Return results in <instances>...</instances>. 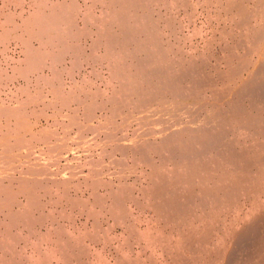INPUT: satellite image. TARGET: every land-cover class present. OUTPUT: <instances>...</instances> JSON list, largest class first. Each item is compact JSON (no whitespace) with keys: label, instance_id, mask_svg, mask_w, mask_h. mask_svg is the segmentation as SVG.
Here are the masks:
<instances>
[{"label":"bare ground","instance_id":"6f19581e","mask_svg":"<svg viewBox=\"0 0 264 264\" xmlns=\"http://www.w3.org/2000/svg\"><path fill=\"white\" fill-rule=\"evenodd\" d=\"M20 1L1 0L0 6V54L5 56L8 44L16 40L23 55L11 75L22 73L26 78L43 65L52 68L67 53L74 54V62L79 64V42L73 43L74 38H89V59L96 61L91 51L103 46L101 59L108 61L111 75L120 80L108 96L112 108L128 102L138 111H153L144 117L158 113L156 119L163 123L156 141L132 146V154H142L137 161H144L149 151H160L171 164L167 172L149 171V182L141 190L143 200L130 198L126 189L110 195L106 206L107 202L94 194L95 205L85 210L94 218L98 206L106 209L119 224L127 226L125 229L139 233V239L153 247L154 254L147 259L141 255L130 259V255L123 261L116 259L114 264H264V0H215L229 14L232 37L214 54V64L208 59L211 53L186 55L169 38L164 42L168 31L175 34L177 30L172 18L162 17L161 7L167 0H88L82 25H78L79 7L72 0H28L26 16L21 15L26 6ZM188 2L191 3L178 0L175 8L183 7L187 13ZM12 3L14 9H20L15 15L18 22L11 15ZM198 3L200 0L195 1ZM32 39L38 43L33 44ZM123 71L124 79L120 74ZM2 75L0 72V78ZM52 81L47 79V83ZM52 88L57 92V86ZM129 90L134 92L133 97L126 94ZM193 110L200 112L198 117L184 118L183 114ZM105 118L107 125L115 128L116 120ZM15 130L12 143H1L2 138L10 137V132L0 135V264H106L104 253L85 249V231L77 230L79 226L72 219L67 223L74 226L73 230L53 223V229L45 234L38 232L37 228L44 227L48 219L45 221L46 215L37 211L40 206L34 195L37 185L44 186L45 179H52V172L47 171L48 165L40 166L38 160H27L20 169L19 163L13 166L14 162H22L17 157H27L33 148L30 140H24L22 130ZM93 176H87L86 183L95 189L98 181L89 180ZM60 183L66 193L69 183ZM16 192L23 193L27 200L17 209L14 206L22 201H18ZM125 198L140 212H149L150 218L143 216L145 226L141 217L127 213ZM78 205L86 206L81 202ZM63 216L71 218L68 212Z\"/></svg>","mask_w":264,"mask_h":264},{"label":"rangeland","instance_id":"374dc122","mask_svg":"<svg viewBox=\"0 0 264 264\" xmlns=\"http://www.w3.org/2000/svg\"><path fill=\"white\" fill-rule=\"evenodd\" d=\"M72 1L75 6L79 7V9L76 10L77 19L78 25H82L83 21L81 16L85 12L84 9H88L90 2H88V0ZM86 1L88 3H86ZM177 1L178 0H167L168 3L166 4V6L161 7L162 17L164 15L169 16L173 19V25L177 27V30H175V34H169L170 31L166 33L165 30H163L167 34L163 38L164 42L169 38L168 41H172L173 43H176V45H179V49H182L184 51V54L186 55L188 53L194 54L195 52V55L202 54L210 56L211 53L212 56L208 59L210 63L214 64V54L217 53L224 42L228 43L229 38L232 37V33L229 32L231 31V20L229 18V14L225 10H223V6L218 5L215 0H207L203 2L202 0H200V3L198 4H195L196 0H190L191 3L188 2L187 4V13H185L183 7L175 8V4ZM221 1L224 2V0ZM20 3H22V6L25 7L28 3V0H21ZM2 5L3 4L0 0V6L2 7ZM9 6L11 7V11H14V13H12L11 15H13L14 17L16 14L18 15L20 11L18 6H16V9L12 7L13 3ZM29 6L30 5L25 7L26 9H24V11L21 13L22 16H26L27 12L29 11ZM248 6H250V3H248L247 7ZM94 12L97 14L98 9L94 10ZM157 16L158 14H156V17ZM1 19L2 18L0 13V20ZM15 21L18 22L17 17H15ZM163 24L164 23L161 21V25ZM239 27L235 31L236 34L240 30ZM223 31L225 32L221 34ZM74 41L75 42L73 43L79 42V50L78 52H76V55L79 59V64H76L74 62L76 60L74 54L67 53L61 57L59 62L57 61V64L55 66L52 67L56 71H54L48 65H43L41 67H38L37 69H34V72L29 73L30 75L27 74L29 75L27 76L28 78H25V74L23 76L22 73L11 75L14 66L17 65L19 60L23 57L21 49L18 48L17 45H15L16 40H13L8 44V50L4 54L5 56L0 54V72H3L2 78H0V135L6 133L7 129H9L7 132H10V137L2 138L1 143H12L13 137L15 136H13L14 130L19 127L20 130H22V134L25 138L24 140H30V146L32 145L33 148L31 154L27 157H17L18 159H21V164L20 161H17L14 162V165H12L16 166V163H19L17 165H20V167L18 166V169H20L21 166L23 167L26 165L27 160H38L37 162L40 166L48 165L47 171L49 170L50 172H52H49V176H51L52 179H45L46 184L44 186L37 185L38 188L35 193L36 196L34 195L35 198H38L40 206V209H37V211H40L41 213L46 215L45 221H47L48 219L47 223L44 222L43 225H45L46 223L44 227L41 226V229L39 227L37 228L38 232L42 231L41 233L45 234L47 230H50L49 228L53 229V223L57 224V226L66 225L65 229L73 230L74 226L70 227V224L67 223V220L72 219L73 222L75 221L74 224L76 225V227L79 226L77 230L81 229L83 230V232L85 231L84 237L85 242H87L85 243V249L89 252L90 250H92L95 252L100 251L102 252V254L104 253L103 256L106 264H114V261L116 259L123 261L125 260V256L128 257L130 255V259L134 257H143L147 259L150 255L154 254L153 247H151L150 245H146L143 239L141 241L139 239V233L136 235L132 233L129 228L125 229V227L127 226L124 227L123 225L119 224V221H117L110 212H108L106 209L100 208L99 206L96 209L98 215L94 218L87 216L85 210H87L88 207H92L95 205L93 202L94 194H96L97 197H101L104 202H107L106 206H108L111 201L110 195H115L117 192H120V190L126 189H129L127 193L130 198L132 197L133 199H137L140 201L143 200L144 196L141 194V190H143L144 187L147 186V182H149V171L154 169L155 171L167 172L170 169L169 167L171 164L161 156L160 151H149L150 153L146 155V157H144V161H137L138 159H136V157H140L142 154H136V152L135 154H132V150L134 149V145L138 143L147 141V144H149L150 142L152 143L156 141L155 137L160 134L161 131L159 130H161L163 123H158V119H156L158 113H156V116L153 115L144 117L145 114L153 113V111H138V109L135 108L134 104L128 102L119 104L120 106L112 108L111 102L108 101V96L111 93V90L117 87L120 80L111 75L110 65H108L107 63L108 61H106L105 59H101V57H103V46L101 49L97 48L91 51L97 58L96 61H92L88 57L90 50L87 47L91 40L87 38L86 40L83 39L81 41H78L76 38H74ZM32 43L37 44L38 42L35 39H32ZM49 43V40H47V50L50 49ZM204 49L206 52L204 51ZM20 74L22 76H20ZM120 74L123 79L126 77L124 71ZM46 78H53V81L48 82V84ZM20 80L22 82H20ZM35 80H37V82ZM74 84H76V86ZM34 86H37L38 88ZM52 86H57L59 90L57 89L56 92L55 89L52 88ZM126 94H128L130 97H133L132 94H134V92H131V90H129ZM127 99L129 100L128 97ZM97 104H99L101 108ZM98 108H100L101 110ZM7 109L9 110L7 111ZM24 113H26L25 116L23 115ZM91 113H94V115L90 116ZM179 113H182V111H180ZM197 113L200 112H196L195 110H193L189 113L183 114V116L186 119L191 117L194 118L196 116L198 117ZM105 116H107V118L112 117L116 120V122L114 123L115 128L111 125H107ZM81 117L83 118L81 119ZM90 119L92 120L90 121ZM96 121L99 123H95ZM105 125H107V127ZM87 126L90 128V130H88L89 128ZM24 128L27 130H25ZM155 128L156 132H154ZM112 132L114 136L116 135L115 137L111 135ZM152 132H154V135L151 134ZM43 134H45V137L43 136ZM10 139H12V141H10ZM56 141L58 142L56 143ZM27 146L28 145L26 144V146L24 145L23 148H26ZM117 147L120 148L118 149ZM42 153L44 154L42 155ZM39 156L45 157L42 158ZM22 163L25 165H23ZM90 174L94 176L92 178H89V180L96 179L98 181L95 189H93L86 183V179ZM60 182H64L65 184L69 183L66 193L63 192V185ZM44 188H48V190L45 191ZM12 189L14 191L16 190L13 187ZM9 191H11V188L9 189ZM16 193L18 201H22L21 203L14 206L17 209L21 206H24L23 202H27V200L24 198L23 193ZM124 201L125 203H123V205L127 208V213H132V215L137 216L138 218L141 217L142 225L145 222L143 221L145 220L143 219V216H145L144 214H146V216L150 218L148 211L140 212L138 208L134 207L133 203L130 200H127V198H125ZM78 202L84 203L86 204V206L80 207L78 205ZM65 212L71 214V218H65L63 216ZM1 220L3 219L0 213V221ZM125 224L128 225L127 222H125ZM96 228H98V230L100 229L99 232H97ZM101 229H103L104 231H101ZM95 230L97 233H93V231ZM134 235L137 237H135ZM104 238H106V240H104ZM118 247H120L121 250L119 252H117Z\"/></svg>","mask_w":264,"mask_h":264}]
</instances>
